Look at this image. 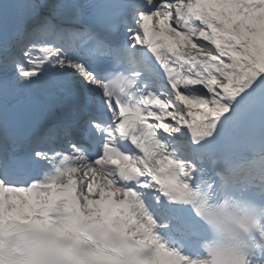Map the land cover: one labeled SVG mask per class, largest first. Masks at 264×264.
Listing matches in <instances>:
<instances>
[{"label": "snow or ice", "instance_id": "6c2138e0", "mask_svg": "<svg viewBox=\"0 0 264 264\" xmlns=\"http://www.w3.org/2000/svg\"><path fill=\"white\" fill-rule=\"evenodd\" d=\"M222 200L264 264V0H0V264L25 226L194 264Z\"/></svg>", "mask_w": 264, "mask_h": 264}, {"label": "clouds", "instance_id": "9594fccd", "mask_svg": "<svg viewBox=\"0 0 264 264\" xmlns=\"http://www.w3.org/2000/svg\"><path fill=\"white\" fill-rule=\"evenodd\" d=\"M242 203L225 201L207 218L209 232L201 240L200 252L194 264H235L236 252L244 245L246 233L241 229ZM6 249L18 264H74L91 259L90 250L96 246L113 250L121 264H153L158 250L151 244L125 240L118 234L89 231L80 239L55 237L40 229L25 226L17 235L5 237ZM163 248V246H161Z\"/></svg>", "mask_w": 264, "mask_h": 264}]
</instances>
